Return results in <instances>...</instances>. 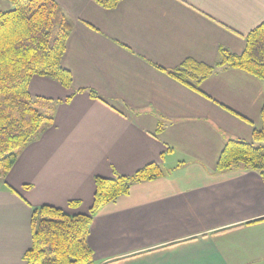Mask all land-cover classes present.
<instances>
[{"label":"crops","instance_id":"1","mask_svg":"<svg viewBox=\"0 0 264 264\" xmlns=\"http://www.w3.org/2000/svg\"><path fill=\"white\" fill-rule=\"evenodd\" d=\"M54 1L72 22L62 65L73 83L30 84L54 122L0 179V264H26L34 209L86 215L97 177L152 163L166 174L93 219L96 264H264V180L217 169L228 140L252 142L261 127L264 82L223 69L197 92L167 72L188 59L214 66L222 48L241 55L264 0ZM11 8L0 0V13Z\"/></svg>","mask_w":264,"mask_h":264},{"label":"trees","instance_id":"2","mask_svg":"<svg viewBox=\"0 0 264 264\" xmlns=\"http://www.w3.org/2000/svg\"><path fill=\"white\" fill-rule=\"evenodd\" d=\"M7 1L14 8L0 13V179L13 169L22 150L54 122V107L31 95L32 80L48 78L65 88L73 83L71 73L62 65L72 22L61 7L54 0ZM94 1L112 10L122 0ZM223 69H239L264 82V22L248 34L241 55L222 48L220 61L214 66L188 59L177 70L167 72L200 92L201 84ZM90 95L97 97L93 91ZM238 167L254 170L264 180V107L261 127L254 131L252 142L228 140L217 165L219 171ZM165 174L160 164L152 163L130 176L97 177L93 203L86 215H70L52 206L34 209L26 264H96L88 244L95 216L106 205L128 195L134 184ZM78 204L73 201L69 206Z\"/></svg>","mask_w":264,"mask_h":264},{"label":"rangeland","instance_id":"3","mask_svg":"<svg viewBox=\"0 0 264 264\" xmlns=\"http://www.w3.org/2000/svg\"><path fill=\"white\" fill-rule=\"evenodd\" d=\"M11 7H12L11 9H13V8H14V7H13V5H11Z\"/></svg>","mask_w":264,"mask_h":264}]
</instances>
